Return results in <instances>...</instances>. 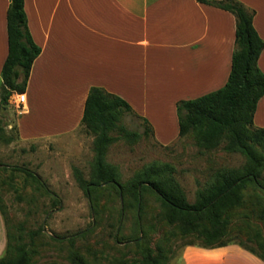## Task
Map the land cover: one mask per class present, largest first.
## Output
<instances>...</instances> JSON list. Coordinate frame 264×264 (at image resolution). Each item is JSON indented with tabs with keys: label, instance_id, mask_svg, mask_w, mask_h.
Instances as JSON below:
<instances>
[{
	"label": "crops",
	"instance_id": "crops-1",
	"mask_svg": "<svg viewBox=\"0 0 264 264\" xmlns=\"http://www.w3.org/2000/svg\"><path fill=\"white\" fill-rule=\"evenodd\" d=\"M238 1L255 11L253 26L264 40V0ZM8 7L9 0H0V84L8 54ZM24 11L41 52L32 64L26 102L16 119L23 144L80 128L91 87L126 101L137 118L148 121L158 143L175 141L176 103L221 89L230 74L235 18L198 0H25ZM258 67L264 74V50ZM40 100L43 121L54 125L57 118L62 129L25 130L20 117L30 115ZM253 125L264 128V96ZM5 246L0 213V258ZM182 258L184 264H264L236 245L187 247Z\"/></svg>",
	"mask_w": 264,
	"mask_h": 264
},
{
	"label": "rangeland",
	"instance_id": "rangeland-1",
	"mask_svg": "<svg viewBox=\"0 0 264 264\" xmlns=\"http://www.w3.org/2000/svg\"><path fill=\"white\" fill-rule=\"evenodd\" d=\"M38 105L30 115L20 117L25 130L62 129L57 118L53 117L54 125L45 123L41 100ZM19 111L11 97L7 105L0 103V202L10 233L27 245L29 264H69L72 251L87 264L132 262L141 259L135 244L138 237L156 254L161 249L168 257L166 264H184V250L199 248L201 243L182 237L177 227L164 221L161 204L150 192L142 196L141 213L129 195L113 188L103 186L91 198L86 195L73 174L77 168L86 181L91 174L94 136L83 126L69 135L23 144L15 131ZM116 124L105 159L116 167L122 186L150 164L168 165L187 201L194 203L197 191L215 172L238 169L246 162L242 155L226 151L224 142L204 150L192 135L162 145L145 133L142 120L132 114H123ZM164 137L170 139V134ZM13 167L33 172L48 193ZM257 211L249 201L234 212L230 240L250 245L248 238L257 232L264 238ZM71 237L73 244L68 242Z\"/></svg>",
	"mask_w": 264,
	"mask_h": 264
},
{
	"label": "trees",
	"instance_id": "trees-1",
	"mask_svg": "<svg viewBox=\"0 0 264 264\" xmlns=\"http://www.w3.org/2000/svg\"><path fill=\"white\" fill-rule=\"evenodd\" d=\"M24 1L9 0L6 12L8 54L1 69L2 105L8 104L12 94L25 93L32 64L41 52L33 42L27 26ZM198 2L234 16L235 47L230 74L221 89L176 103L178 137L192 135L197 146L204 150H213L224 142L225 150L242 155L246 160L245 164L238 169L215 172L206 186L197 191L194 203L187 201L168 165L150 164L126 186H122L118 182L116 167L109 164L105 156L115 139L110 133L116 128L119 118L125 113L135 114L122 98L100 87H91L81 118V126L94 136L91 174L88 181L84 180L77 168L73 169V174L88 197L91 198L103 186L113 188L124 197L129 195L140 213L142 196L150 192L161 204L164 221L177 227L182 237H193L201 243L199 248L216 249L237 245L264 263V238L259 232L248 238L250 245L242 240L233 242L229 236L234 212L249 201L258 210L257 218L264 227V128L253 125L257 103L264 96V74L258 67L264 40L253 26L255 11L238 0ZM142 122L145 133L153 135L148 121L142 119ZM15 131L18 139L17 126ZM13 170L24 173L48 193L40 178L30 170L19 167H13ZM0 213L6 231V246L0 264H29L27 245L10 233L1 202ZM68 242L73 244L74 238H69ZM135 244L140 250L141 259L115 264L167 263L166 254L161 249L156 254L143 238L138 237ZM68 260L69 264H87L74 251L69 254Z\"/></svg>",
	"mask_w": 264,
	"mask_h": 264
},
{
	"label": "built area",
	"instance_id": "built-area-1",
	"mask_svg": "<svg viewBox=\"0 0 264 264\" xmlns=\"http://www.w3.org/2000/svg\"><path fill=\"white\" fill-rule=\"evenodd\" d=\"M12 103L20 110L22 111L26 102V97L24 94H17L14 93L11 96Z\"/></svg>",
	"mask_w": 264,
	"mask_h": 264
},
{
	"label": "water",
	"instance_id": "water-1",
	"mask_svg": "<svg viewBox=\"0 0 264 264\" xmlns=\"http://www.w3.org/2000/svg\"><path fill=\"white\" fill-rule=\"evenodd\" d=\"M43 230L45 231V228L43 227Z\"/></svg>",
	"mask_w": 264,
	"mask_h": 264
}]
</instances>
